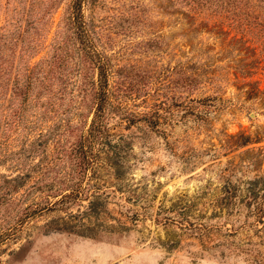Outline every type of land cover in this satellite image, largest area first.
I'll return each instance as SVG.
<instances>
[{
	"label": "rangeland",
	"instance_id": "374dc122",
	"mask_svg": "<svg viewBox=\"0 0 264 264\" xmlns=\"http://www.w3.org/2000/svg\"><path fill=\"white\" fill-rule=\"evenodd\" d=\"M230 1L254 43L192 18L200 1L84 0L125 112L157 121L111 117L83 171L48 96L12 89L69 0H0V264H264V0ZM71 180L78 194L40 207Z\"/></svg>",
	"mask_w": 264,
	"mask_h": 264
},
{
	"label": "trees",
	"instance_id": "16d2710c",
	"mask_svg": "<svg viewBox=\"0 0 264 264\" xmlns=\"http://www.w3.org/2000/svg\"><path fill=\"white\" fill-rule=\"evenodd\" d=\"M196 1L200 2L188 6L189 10L194 13L191 14L192 18H199L206 23L212 22L229 31H235L234 34H239L244 40L255 42L257 35L252 34L253 32L247 28L252 25L250 22L253 21H249L247 13H243L241 17V12L230 11L228 3H231L234 9L236 5L234 2L224 0L225 4L219 5L222 9H216L210 8L211 0L207 4H205L207 0ZM83 2L84 0H69L67 10L53 32L48 48L49 54L42 55L33 64H28L22 75L12 80V89L14 92H19L21 99L25 102L32 88H35L37 94L48 96L55 112L52 125H55L57 129L53 135L60 136L66 133L71 136L72 141L68 150L73 151L78 158L74 165L79 170L86 171L92 168L99 149L109 139L108 120L111 117L119 116L130 122L144 119L150 126L154 125L157 120L153 115L155 110L139 115L131 111L125 112L126 105L122 99L121 83L114 76L107 55L103 50L98 49L92 40L82 14ZM235 14H240V16ZM256 24L264 29V15L263 20L259 18ZM262 34L264 36V31ZM1 63L2 59H0V77ZM253 67L256 68V65L254 64ZM248 71L250 72V70H245L246 73ZM1 87L3 84L0 79V94ZM70 110L75 112L77 116L75 120L68 118L67 113ZM47 134L48 132H43L39 135L42 137ZM242 139V142H245L248 136H243ZM60 151L64 153L65 149L62 147ZM5 180L11 182L10 188L16 187L17 183L14 182V178H5ZM80 182V180L65 182L58 192L51 194L58 196L52 200H49L47 196L40 207L51 208L71 193L78 194L77 188ZM66 189H69V192L65 191Z\"/></svg>",
	"mask_w": 264,
	"mask_h": 264
}]
</instances>
